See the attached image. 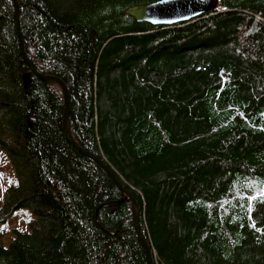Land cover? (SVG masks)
I'll return each mask as SVG.
<instances>
[{
    "label": "trees",
    "instance_id": "16d2710c",
    "mask_svg": "<svg viewBox=\"0 0 264 264\" xmlns=\"http://www.w3.org/2000/svg\"><path fill=\"white\" fill-rule=\"evenodd\" d=\"M150 0H0V264H264V0L172 25ZM66 86L68 130L65 136ZM28 75V82H24ZM94 155L103 165L91 159Z\"/></svg>",
    "mask_w": 264,
    "mask_h": 264
},
{
    "label": "water",
    "instance_id": "95a60500",
    "mask_svg": "<svg viewBox=\"0 0 264 264\" xmlns=\"http://www.w3.org/2000/svg\"><path fill=\"white\" fill-rule=\"evenodd\" d=\"M15 10V17L18 23V2L17 0H12ZM219 0H150L146 2H138V4H133L128 6L124 13L130 17H132L136 22H148L152 25H172L180 22L189 21L196 17H199L203 13L210 12L214 9L218 8ZM20 39V52L22 55L23 61L28 65L33 74L39 76L41 79L56 83L63 94L64 98V112L62 117L63 129L65 132V136L68 140L80 151L82 149L77 145L75 140L71 137L68 130V98H67V90L65 83L54 75H43L40 74L34 65L27 58L24 48H23V40L21 36ZM28 75H24V82H28ZM90 156L91 159L99 161L101 165L103 163L101 160H98L94 155L86 153ZM103 167H105L103 165ZM106 171L109 170L105 167ZM110 173V172H109ZM116 185L125 192V194L130 198L132 204V212H133V224L136 235L140 240L143 248L145 250V254L148 260V264H152L150 258V250L149 247L141 233V229L138 222V208L136 206L135 200L131 193L126 190L111 174L110 175Z\"/></svg>",
    "mask_w": 264,
    "mask_h": 264
},
{
    "label": "rangeland",
    "instance_id": "374dc122",
    "mask_svg": "<svg viewBox=\"0 0 264 264\" xmlns=\"http://www.w3.org/2000/svg\"><path fill=\"white\" fill-rule=\"evenodd\" d=\"M13 183H15L14 169L5 151L0 148V201L2 199L4 189ZM31 216L32 215L30 211L27 208L22 207L16 210L14 214L10 216L3 224H0V230L4 232V245H8L15 234L12 231L13 228H16L22 232H26L28 230L26 220Z\"/></svg>",
    "mask_w": 264,
    "mask_h": 264
}]
</instances>
